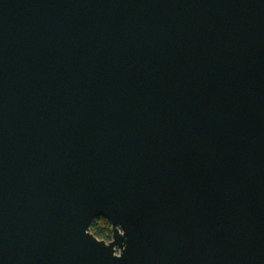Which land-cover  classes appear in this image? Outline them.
I'll use <instances>...</instances> for the list:
<instances>
[{
  "label": "water",
  "instance_id": "1",
  "mask_svg": "<svg viewBox=\"0 0 264 264\" xmlns=\"http://www.w3.org/2000/svg\"><path fill=\"white\" fill-rule=\"evenodd\" d=\"M0 264H264V0H0Z\"/></svg>",
  "mask_w": 264,
  "mask_h": 264
},
{
  "label": "trees",
  "instance_id": "2",
  "mask_svg": "<svg viewBox=\"0 0 264 264\" xmlns=\"http://www.w3.org/2000/svg\"><path fill=\"white\" fill-rule=\"evenodd\" d=\"M89 231L97 238L108 241L111 236L110 222L103 216H95L91 219Z\"/></svg>",
  "mask_w": 264,
  "mask_h": 264
}]
</instances>
